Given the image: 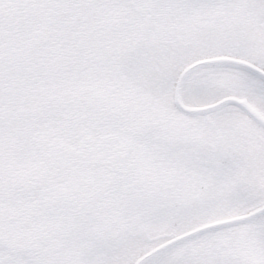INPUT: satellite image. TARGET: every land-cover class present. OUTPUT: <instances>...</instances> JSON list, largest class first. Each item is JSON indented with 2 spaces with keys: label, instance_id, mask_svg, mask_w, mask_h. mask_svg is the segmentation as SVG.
Segmentation results:
<instances>
[{
  "label": "snow or ice",
  "instance_id": "obj_1",
  "mask_svg": "<svg viewBox=\"0 0 264 264\" xmlns=\"http://www.w3.org/2000/svg\"><path fill=\"white\" fill-rule=\"evenodd\" d=\"M0 264H264V0H0Z\"/></svg>",
  "mask_w": 264,
  "mask_h": 264
}]
</instances>
